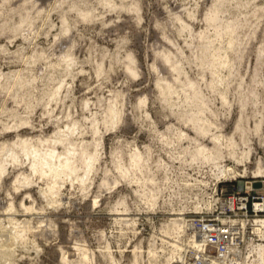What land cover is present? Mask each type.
<instances>
[{"label":"rangeland","instance_id":"obj_1","mask_svg":"<svg viewBox=\"0 0 264 264\" xmlns=\"http://www.w3.org/2000/svg\"><path fill=\"white\" fill-rule=\"evenodd\" d=\"M212 8L218 31L234 25L231 66L218 71L203 59L199 38L216 32L206 22ZM24 18L30 24L22 25ZM219 46L224 52L226 41ZM159 85L175 93L163 98ZM112 105L119 113L113 127L104 121ZM190 110H199L205 134L184 120ZM72 122V141L94 139L100 160L84 187L64 183L53 204L26 162L6 167L0 264H131L135 248L139 264H166L174 240L164 228L172 234L177 217L197 227L213 192L220 204L202 214L204 222L215 212L225 220L253 217L252 202L264 200V175L255 174L264 172V0H0V146L47 139ZM213 136L220 139L218 163L230 177L237 172L233 179L216 180L211 162H191L199 145L214 147ZM135 150L144 158L139 170L131 166ZM117 164L130 169L126 177ZM20 174L28 185L16 183ZM244 199L247 216L238 209ZM243 229L249 239L247 222ZM181 246L192 264L185 241Z\"/></svg>","mask_w":264,"mask_h":264},{"label":"bare ground","instance_id":"obj_2","mask_svg":"<svg viewBox=\"0 0 264 264\" xmlns=\"http://www.w3.org/2000/svg\"><path fill=\"white\" fill-rule=\"evenodd\" d=\"M110 7L109 2L105 4ZM79 15L83 19L90 17V13L86 12L82 14L79 12ZM28 18H24L21 21V24L28 23ZM217 21H218V11L212 8L208 15H206V22L209 25L214 26L216 32L214 36L206 38L205 34H200V40L205 43L203 59L207 60L210 68L217 70L219 68L227 67L231 65L230 60L226 54V50L232 49L234 46V41L231 36L234 25L225 26L222 31L217 30ZM30 24V21H29ZM28 24V25H29ZM19 29V28H17ZM13 29V30H17ZM67 28L64 21H62V32H66ZM226 41L227 49L222 50L219 46L222 42ZM202 43V44H203ZM167 62H170L168 58H165ZM66 70L69 69L72 61L69 59V56L65 57L62 60ZM59 65V64H58ZM230 65V66H229ZM229 66V67H228ZM171 68L174 71H178L175 64H171ZM127 71L133 75L132 69L130 66L127 67ZM221 82V80H220ZM62 85L60 84L52 92L50 96V102H53L59 96ZM159 92L163 98H168L175 93L173 88L168 85H159ZM53 100V101H51ZM58 101V100H57ZM49 102V103H50ZM141 104L143 102L141 101ZM87 103L85 104V107ZM199 110H190L187 115L184 116V120L194 124L195 128L201 133H206L205 125L198 119ZM119 117V113L112 106H109L104 121L109 122L111 127L115 126ZM92 126V136L97 135V128L94 121L91 122ZM77 131V123L72 122L67 124L64 127H57L55 133L52 137L47 139H37L36 141L32 140H19L11 145H1L0 146V178L5 173L6 167L8 165H20L27 163L30 174L36 180L44 182V188L40 189V194L42 197L48 200L50 204H53L52 200L58 195L59 189L61 186L66 183H72L74 181L78 182L81 187L85 186V183L88 179V176L94 171L98 161L100 160L98 154L99 143L92 140V144L80 142L76 144L72 141V137ZM211 141L214 145L213 148L208 149L206 146L199 145L191 158V162L197 164L202 162H211L214 168V177L217 179H229L234 178L238 174L236 171H232L234 177H230L229 170L226 166H220L219 161V146L220 139L219 136H213ZM92 146L93 150L89 151L88 147ZM57 146H59L62 151H57ZM217 160V161H216ZM23 161V163H22ZM131 166L134 169H142L144 158L143 155L137 150L130 156ZM117 170L119 171L122 178L126 177L130 172L129 168H124L120 164L116 165ZM243 173V172H242ZM255 174H263L259 170L255 171ZM29 176H24L22 174L17 176V184L28 185L30 183ZM104 186H108L107 177L102 181ZM114 185L116 183H113ZM247 188H253L247 186ZM154 205L155 199L150 201ZM216 204L219 205L217 199H214L213 196L209 198L208 203L204 206L206 210L199 213L202 220L204 219L202 214L211 212L214 209ZM231 204V203H230ZM24 206V205H23ZM255 215L249 218H231L228 217V223L225 219L217 216V223L213 225H205L204 223L199 224L197 227L194 225H189L188 222L183 217H177L171 220L172 234L169 233L170 229L164 228V233L173 238L174 241L170 243V248L168 257H166V264H190L184 255L181 254L182 240L185 241V244L189 247L191 254L188 255L192 257V264H264V215L258 214V210L262 209L264 211L263 203H253ZM25 210H32L31 207H25ZM264 214V212H263ZM124 224H128V219H121ZM186 221V222H185ZM249 222L251 229V237L249 239L245 238L244 226L245 223ZM221 223L225 225H220ZM189 229V233H185L184 239H182V234L185 230ZM191 229V231H190ZM24 233V229L17 231L14 237V240L21 237V234ZM257 237L258 240H253V236ZM210 237H213V241L210 240ZM240 242H243V249L240 248ZM261 242V243H260ZM186 246V247H187ZM187 249V248H186ZM187 251V250H186ZM138 252H141L139 248H135L134 257L131 264H139L138 261ZM184 252V251H183ZM148 255L150 257H155L156 251L153 247L148 249ZM186 257V256H185ZM160 258V257H159ZM188 258V257H187ZM250 259V261H249Z\"/></svg>","mask_w":264,"mask_h":264},{"label":"built area","instance_id":"obj_3","mask_svg":"<svg viewBox=\"0 0 264 264\" xmlns=\"http://www.w3.org/2000/svg\"><path fill=\"white\" fill-rule=\"evenodd\" d=\"M214 195V192L212 193V196ZM213 198L214 199H218V198H216L215 196H213ZM218 201V200H217ZM220 203V202H219ZM223 203V202H222ZM231 203V204H230ZM245 203H246V200L244 199V201L243 200H238V204H239V206L240 207H238V209H240V210H245V211H241V213H242V215L243 216H247V214H246V206H245ZM253 203H263L264 204V200L263 199H261L259 202L258 201H255V202H252V212H253V216L255 215V211H254V206H253ZM224 204V203H223ZM222 204V205H223ZM226 205V208H227V210L229 209V210H231L232 211V213L233 214H235L234 212H233V210H234V208H233V205H234V201H233V199H229V202H227V204H225ZM213 210H215L216 211V204H215V207H214V209H212V211ZM210 212V213H212L213 214V212ZM258 212V214H262L264 211L262 210V209H260V210H258L257 211ZM217 219H216V212H215V214L213 215V218H209V219H207V221L206 222H204V220H201V221H198L199 223H197L196 225L198 226L199 224H202V223H204L205 225H213V224H216L217 223V221H216ZM226 223H228V220H226ZM248 224H249V222H247ZM220 225H225V224H223V223H221ZM249 228H250V226H249ZM250 231H251V229H250ZM210 240L211 241H213L214 239H213V237H210Z\"/></svg>","mask_w":264,"mask_h":264}]
</instances>
